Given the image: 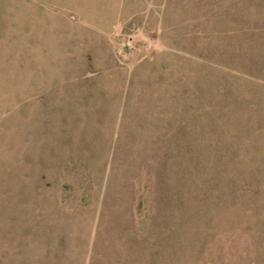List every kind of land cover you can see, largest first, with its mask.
I'll list each match as a JSON object with an SVG mask.
<instances>
[{"label": "rangeland", "instance_id": "374dc122", "mask_svg": "<svg viewBox=\"0 0 264 264\" xmlns=\"http://www.w3.org/2000/svg\"><path fill=\"white\" fill-rule=\"evenodd\" d=\"M0 264H264V0H0Z\"/></svg>", "mask_w": 264, "mask_h": 264}]
</instances>
